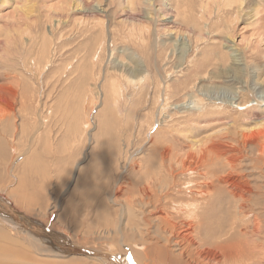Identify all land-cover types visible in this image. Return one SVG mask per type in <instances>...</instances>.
<instances>
[{
	"label": "rangeland",
	"instance_id": "rangeland-1",
	"mask_svg": "<svg viewBox=\"0 0 264 264\" xmlns=\"http://www.w3.org/2000/svg\"><path fill=\"white\" fill-rule=\"evenodd\" d=\"M253 7L264 14V0H0V195L74 243L129 255L147 220L127 208L120 173L139 176L162 146L174 172L178 156L194 168L168 195L182 192L211 232L182 238L186 255L201 240L217 264H264V22ZM0 264L103 263L37 252L0 224Z\"/></svg>",
	"mask_w": 264,
	"mask_h": 264
},
{
	"label": "bare ground",
	"instance_id": "bare-ground-1",
	"mask_svg": "<svg viewBox=\"0 0 264 264\" xmlns=\"http://www.w3.org/2000/svg\"><path fill=\"white\" fill-rule=\"evenodd\" d=\"M260 10L261 9H258V7H253L251 16L255 21L264 22V14H262ZM166 21L173 22L174 20L171 18L167 19ZM200 30L201 29L199 28V33L201 34ZM261 34L262 33H260L259 36H261ZM257 38L262 39L261 37ZM229 45L232 46V44ZM232 55L234 57L236 54L233 53ZM234 60H237L236 57ZM153 147L154 155L146 159V163L142 166L139 176L134 177L135 174H133V177L131 176L133 179L130 180V178L128 181H126L124 177L125 175L120 173V185L129 184L125 191L126 195L124 196L127 208H130L133 205L138 206L142 218L147 220L143 223L142 229L144 231L142 234L140 233L144 238L141 236L140 240H138L139 243L137 246L139 247L133 251L130 250L132 255H134V253L141 252L144 254V257H150L151 259L149 260L152 262L147 260L146 264H155V261L160 259L165 260V258L169 259L170 261L182 259V257L186 255L187 251L186 246H182L184 243L182 238L192 235L196 228L200 229L201 233H211L209 229L206 230V227L201 225L199 221V215L195 213V209H193L191 206L192 202H183L182 198H184V195L182 192L177 193L174 196L168 195V193H172L173 185L178 183V181L175 179L177 172H183L184 170L192 171L194 168L190 166L189 163L186 165L184 161H182L183 158H178V156L177 159L182 160L179 161L176 159L179 162H176L175 160V163L176 166L180 168V170L174 172L173 169L176 167H174L175 164H173L171 155H169L171 153H168L169 150L167 148L164 149L162 146H159L158 148L156 146ZM190 148L194 147L190 146ZM122 163L123 164L121 165V168L126 172L128 162L125 160ZM177 189L179 188L177 187ZM165 203H171V206H167ZM145 213L150 214L151 217L148 219L145 218ZM0 224L8 227L14 232V234L21 237L37 252L43 251L52 254H68L73 252L95 257L100 263L103 264H137L130 253L129 255H118L119 251H114L111 253L109 251H103L90 247L88 248L87 246H81L78 243H74L71 241L69 236L63 235L61 231L56 232L51 230L53 228L49 227L46 223L41 222L37 218L22 215L18 209L10 205V203H8V201L1 195ZM28 229L40 234L35 235ZM204 233L203 235H205ZM197 236H201L200 232ZM155 240L160 242L163 241V243L157 244L158 241ZM189 240L191 239L189 238ZM195 241L198 242L197 240ZM167 243L172 245V248H167L168 246L165 247L163 245ZM213 244L214 243L209 241L207 242L200 240V242L193 248L195 253L194 256L186 255L187 257L184 260L185 264H217V262H219V257L211 251Z\"/></svg>",
	"mask_w": 264,
	"mask_h": 264
}]
</instances>
